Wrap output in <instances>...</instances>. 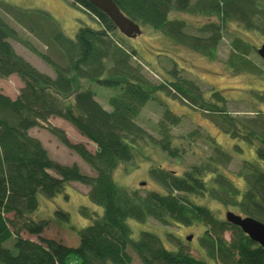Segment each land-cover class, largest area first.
<instances>
[{
	"label": "trees",
	"instance_id": "obj_1",
	"mask_svg": "<svg viewBox=\"0 0 264 264\" xmlns=\"http://www.w3.org/2000/svg\"><path fill=\"white\" fill-rule=\"evenodd\" d=\"M113 1L129 19L138 23L140 30L142 25H147L210 58L216 55L223 26L228 21L238 22L246 30L264 36V0ZM71 2L92 13L100 27L82 23L76 37L71 38L46 11L0 3L9 14L18 13L16 16L23 18L21 24L31 33L39 32L40 36L41 30L47 41L56 46V55L63 56L65 62L57 63L19 37L6 16H0V76L17 74L24 83L16 98L0 93V264H132L131 251L141 264H264V247L237 225L218 217L213 209L190 199L192 195L209 197L223 207L236 209L244 217L251 216L264 223V112H257L259 116L250 119L234 117L226 110V97L214 87L207 96L192 80L152 82L141 64L133 63L135 48L130 51L123 45L127 36L107 14L89 0ZM172 10L216 16L218 20L205 24L203 29L209 36L203 38L185 31V20L170 18ZM11 38L42 57L56 75L52 77L41 71L20 55ZM249 45L239 36L233 41L237 54L231 65L238 71L259 73L258 66L245 58ZM93 83L115 91L108 101L111 109L99 102L91 87ZM159 91L200 108L211 122L215 120L219 129L235 138L244 137L255 146L263 165L243 160L237 175L245 181L244 190L223 172L232 156L215 143L210 159L190 165L180 175L151 165V176L164 191H149L144 195L139 190H127L115 180L116 169L123 164L137 160L138 156L151 160L144 148L147 144L159 147L168 158L179 157L181 148L174 145V136L170 134L172 127L181 122L179 115L166 108L157 122L160 135L157 139L137 121L145 104ZM261 92L256 100L264 104V92ZM55 116L72 123L95 144L94 151L85 143L70 141L66 131L50 121ZM34 127L56 135L89 164L95 176L81 172L77 162L64 164L51 158L43 143L29 132ZM196 132H189L190 137ZM74 181L90 186L89 200L98 206L97 209L90 205L80 207V214L90 223L84 227L71 225L79 236L77 246L43 237L50 221L34 215L42 208L41 195L50 202L64 192L66 183ZM55 213L70 221L67 212L57 209ZM129 218L139 222L152 218L164 225L200 224L204 232L199 242L210 260L194 256L185 246L170 250L152 231L142 230L138 239L133 238L132 228L127 224ZM23 231L37 235L38 239L22 237ZM9 242L11 247L6 245Z\"/></svg>",
	"mask_w": 264,
	"mask_h": 264
},
{
	"label": "rangeland",
	"instance_id": "obj_2",
	"mask_svg": "<svg viewBox=\"0 0 264 264\" xmlns=\"http://www.w3.org/2000/svg\"><path fill=\"white\" fill-rule=\"evenodd\" d=\"M3 1L10 5H16L21 9H33L32 4L37 6L41 5L39 0H0V3ZM79 6L68 4L71 13V16H69L67 15L69 13L59 3H54L53 5L57 14L62 15L60 16V20L64 24L66 22L65 27L60 21L58 22L61 24L65 34L71 38L76 37V33L82 23H89L90 26L96 28L100 27V22L96 21L97 19H95L94 15L88 12L83 6ZM5 8L0 6V16H6L8 23L17 30L19 37L24 38V40L27 39L34 47H37L42 53L48 54L57 63L61 62L65 64L63 62V56L56 55L54 52L56 46H53L51 41H47L41 30H39L40 36L39 32L37 34L31 33L21 24L23 18L16 16L18 13L14 12L13 14H9ZM169 17L185 20V31L191 35H198L203 38L209 36V32L203 29L205 24L218 20L216 16L193 15L177 10H172ZM223 27L222 40L217 45L214 58L206 57L197 51L195 52L188 46L176 42L166 34L155 31L147 25H142V34L134 38L127 37L126 42L128 43L124 40L125 44L123 43V45L130 51L135 48L137 54L135 58L133 57L132 61L133 63L141 64L143 72L152 82H175L178 78L192 80L196 86L200 85L207 96L211 95L212 92L210 91L214 87L216 91L220 90L221 94L226 97V110L232 116L248 119L257 117L259 116L257 112H264V104H259L256 100L259 92L262 91L261 94L264 92V59L257 52V48L264 41V36L260 32L246 30L244 26L234 21H228ZM238 36L242 37L247 44H250L245 58L250 59L258 66L259 73L238 71L232 67L231 59L235 61L234 56L237 54L234 52L236 49L233 48V41ZM117 38H119V35H117ZM10 42L17 48V52L24 58H27L36 68L46 73L50 71L53 75L52 77L56 75L54 68L29 47L23 46L16 39L11 38ZM175 69V74H173L172 71ZM23 86V80L17 74L5 78L0 76V93L8 95L11 92H16L19 95L20 89ZM91 87L95 91L99 102L107 109H111L108 101L115 91L104 87L101 88L95 83ZM166 108H169L181 117V122L178 123V126L172 127L170 133L174 136V145L181 148L179 150V157L177 159L168 158L159 147L147 144L144 148L151 160L147 161L138 156L136 158L137 160L123 164L116 169L115 180L127 190H139L144 195L149 193V191H164L160 184L152 178L150 172L151 165L153 168H159L161 166L166 171L173 170L180 175L185 170L190 169V165H199L201 162L210 159L214 153V146L212 144L215 143L216 145H220L226 153L232 156V161L223 167V172L229 176L236 186L244 190L246 187L245 181L237 175V172L243 167V160L249 162L255 161L261 164V160L255 152V146L248 143L244 137L235 138L222 129H219L214 123L215 120L213 119L214 122H211L210 118L203 114L200 108L197 109L183 102L178 97L176 98L161 91L155 93V98L150 99L145 104V107L137 118L138 123L147 129L156 139L160 138L157 122L162 118V114L166 111ZM54 119L64 120L56 116ZM54 119L52 120L53 124L66 131L70 141L85 143L91 151H94L95 144L81 135L72 123L70 124L67 120H64V123L60 125L58 123L59 121ZM36 131L38 132V139L43 143L51 158H55L64 164H72L79 160L81 162V164L78 163L81 172L95 176L96 172L91 169L89 164L83 161L75 151H70L59 141L56 135L41 127H35L31 130L33 135L37 133ZM192 131L197 132L195 136L190 137L189 132ZM51 173L54 172L51 171ZM89 190L90 186L74 181L66 183L64 192L56 195V198L50 202L43 200V196L40 194V205L42 203V208L36 210L34 215L50 221L42 236L59 239L65 244L77 246L79 236L71 229V225L84 227L90 223L89 219L84 218L80 214V207L83 205H90L94 209L98 207L90 202ZM190 199L213 209L216 215L223 219L225 218L226 211L238 212L236 209L223 207L215 199L211 200L209 197L202 196L196 198L192 195ZM57 209L67 212L70 216V221L67 222L66 219L57 216L55 213ZM127 224L131 226L133 238L135 239L140 237V231L142 230L152 231L163 239V243L168 249L173 250L175 246H185L194 256L210 260L206 248L203 249L199 242V236L204 232V227L200 224H194L193 226H180L176 223L164 225L152 218L145 222H139L133 218H129ZM167 232L171 235L167 236ZM21 235L24 238L32 240L38 239L37 235H31L25 231ZM190 235H192L191 240L188 239ZM227 236L230 237V234H227ZM6 245L11 247L12 242L6 243ZM131 255H133L132 264H141L138 256L134 252L131 251Z\"/></svg>",
	"mask_w": 264,
	"mask_h": 264
},
{
	"label": "water",
	"instance_id": "obj_3",
	"mask_svg": "<svg viewBox=\"0 0 264 264\" xmlns=\"http://www.w3.org/2000/svg\"><path fill=\"white\" fill-rule=\"evenodd\" d=\"M102 12L107 14L115 23L120 32H122L128 38L136 37L141 34L142 31L139 28L138 23L129 19L123 11L117 6L113 0H89ZM258 55L264 59V42L259 45L257 49ZM225 219L231 222L233 225H237L242 231L250 237L254 242L264 247V223L259 219H255L251 216L244 217L241 214L234 213L229 210L226 211ZM192 239V235L188 237Z\"/></svg>",
	"mask_w": 264,
	"mask_h": 264
},
{
	"label": "crops",
	"instance_id": "obj_4",
	"mask_svg": "<svg viewBox=\"0 0 264 264\" xmlns=\"http://www.w3.org/2000/svg\"><path fill=\"white\" fill-rule=\"evenodd\" d=\"M39 2H40V4L41 5H39V6H37V5H35V4H32L31 6L33 7V9L35 8V9H39V10H42V11H46V12H48L49 14H51L57 21H60V23L65 27V24H66V22H65V24L60 20V16H62V15H60V14H57V12L54 10V8H53V5H54V3H59L69 14H67V15H69V16H71V13H70V11H69V7H68V4H72V2H71V0H39ZM59 23V24H60ZM14 46V45H13ZM14 48H15V46H14ZM16 50H17V48H16ZM41 70V69H40ZM42 71V70H41ZM46 73V72H45ZM47 74H49V75H51V76H53L52 75V73L50 72V71H48L47 72ZM162 92V91H161ZM164 93V92H163ZM9 96H11L12 98H16L17 96V93L16 92H11L10 94H8ZM54 119V117H52V118H50V121L53 123V120ZM54 120H58V119H54ZM59 122L58 123H60V125L62 124V123H64V120H58ZM35 128V127H34ZM33 128H31L30 130H29V132L33 135V133L31 132V130H32ZM37 132V131H36ZM33 136H35V137H37L38 136V132L37 133H35V135H33ZM38 138V137H37ZM73 155V154H72ZM55 159V158H54ZM75 162H77V163H80L81 164V162H79V160H77V161H75ZM60 163V162H59ZM67 164V163H66ZM73 164V163H72Z\"/></svg>",
	"mask_w": 264,
	"mask_h": 264
},
{
	"label": "bare ground",
	"instance_id": "obj_5",
	"mask_svg": "<svg viewBox=\"0 0 264 264\" xmlns=\"http://www.w3.org/2000/svg\"><path fill=\"white\" fill-rule=\"evenodd\" d=\"M57 223H61V222H57ZM61 224H63V223H61Z\"/></svg>",
	"mask_w": 264,
	"mask_h": 264
},
{
	"label": "flooded vegetation",
	"instance_id": "obj_6",
	"mask_svg": "<svg viewBox=\"0 0 264 264\" xmlns=\"http://www.w3.org/2000/svg\"><path fill=\"white\" fill-rule=\"evenodd\" d=\"M189 237V236H188Z\"/></svg>",
	"mask_w": 264,
	"mask_h": 264
}]
</instances>
